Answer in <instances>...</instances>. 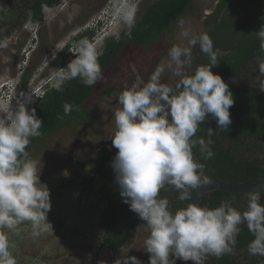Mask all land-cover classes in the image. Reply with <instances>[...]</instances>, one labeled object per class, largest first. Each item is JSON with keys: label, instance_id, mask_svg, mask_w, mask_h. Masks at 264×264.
Returning <instances> with one entry per match:
<instances>
[{"label": "clouds", "instance_id": "9594fccd", "mask_svg": "<svg viewBox=\"0 0 264 264\" xmlns=\"http://www.w3.org/2000/svg\"><path fill=\"white\" fill-rule=\"evenodd\" d=\"M121 1L116 6H124L119 17L131 25L135 3L141 0L127 3L123 0V4ZM61 4L43 5L41 12L44 14L43 9L47 8L57 11ZM116 17V10L112 9L104 23L97 21L96 24L107 26ZM41 23L28 17L23 30L31 34ZM122 32L116 35L99 32L98 35L106 38L105 45ZM181 35L188 38L190 32L184 30ZM257 35L264 41V30L257 31ZM91 43L82 41L75 46L72 53L75 58L66 67L55 69L49 78H42L35 85V74L29 76L26 69L27 57L21 61L26 63L25 68H18L15 76L6 77L0 83V105L7 107L0 111V229H15L30 223L34 237L52 232L47 220L50 192L40 181L42 163L31 159L27 152L31 138L40 136L43 126L34 107L48 90L54 87L56 91H63L64 84L70 80L79 78L83 85L90 87L102 79L99 64L102 52ZM188 44L190 47L173 45L167 53V64L158 67L142 88L133 86L119 94L120 108L114 113L116 130L111 138L112 146L118 150L111 162L115 183L123 202L150 229L144 241L148 264H175L177 259L207 264L209 256L219 258L232 251L241 225H246L254 237L248 245L249 253L264 256V204L260 203L258 192L245 194L247 207L243 211L230 200L222 201L214 209L194 202L192 192L211 184L212 180L205 175L204 165L194 158L193 149L198 145L205 160L214 155L213 141L194 139L195 134L208 117L215 119L217 128L228 129L229 109L234 99L229 85L211 71L218 60L210 36L205 33L192 37ZM27 45L28 53L33 55L39 45L36 35L28 39ZM197 45L208 56L209 63L199 65L188 75L186 70L192 65L191 47ZM56 56L42 66L46 64L45 68H50ZM259 67V72L264 74V61ZM165 70L181 77L174 87L160 82ZM73 110L72 105H64L65 115ZM162 190L178 191L180 201L191 199L193 202L173 211L169 199L160 195ZM0 264H17L4 231H0ZM115 264L142 262L134 256H124Z\"/></svg>", "mask_w": 264, "mask_h": 264}, {"label": "rangeland", "instance_id": "374dc122", "mask_svg": "<svg viewBox=\"0 0 264 264\" xmlns=\"http://www.w3.org/2000/svg\"><path fill=\"white\" fill-rule=\"evenodd\" d=\"M29 1L15 0L10 3L0 0V83L6 77L15 76L18 68H25L26 63L21 61L26 57L29 58L26 67L28 75L35 74L33 85L42 78H49L53 68H45V65L53 60L52 57L62 50L67 41L87 28L96 29V37L91 44L101 51L106 38L98 35L99 32L116 35L128 30L145 6L154 0L135 3L131 25L127 20L120 19L124 6L116 8L118 0H63L57 11L43 9V21L31 34L22 26L29 17L23 15ZM217 1L193 0L194 15L181 18L171 33L161 35L143 47H125L96 87V95L90 103L88 123L81 126L73 122L60 131L46 135L31 148L29 157L38 163L41 161L40 181L50 192L51 208L47 220L52 225V232L34 237L30 223H23L15 229H0L9 238L10 251L17 264H115L117 259L124 256L141 258L144 264L148 263L149 254L145 252L144 241L150 229L145 223L138 224L135 237L127 241L117 255L111 254L103 245L98 216L105 208V202L99 195L104 180L92 185L84 184L91 165L88 163L80 167L73 159L79 162L94 159L100 147H106L110 152L117 150L112 146L111 138L116 130L114 113L120 108L119 94L133 86L140 88L148 83L157 68L167 64V53L173 45L190 47V38L208 34L212 21L208 24L205 21L211 18ZM112 9L116 10L118 17L104 27L96 24L97 21L104 23ZM184 30L190 32L188 38L181 35ZM35 35L39 45L32 55L28 53L27 41ZM193 52L199 57L202 55L199 45L191 47ZM198 59L192 58L191 68L186 73L199 66ZM43 62L46 63L44 66ZM179 79L181 77H175L165 70L160 82L171 86ZM109 87L115 90L107 91ZM6 108L5 104L0 105V111ZM69 157L73 159L69 161ZM54 191L59 195H53ZM175 264H183V261L177 259Z\"/></svg>", "mask_w": 264, "mask_h": 264}, {"label": "trees", "instance_id": "16d2710c", "mask_svg": "<svg viewBox=\"0 0 264 264\" xmlns=\"http://www.w3.org/2000/svg\"><path fill=\"white\" fill-rule=\"evenodd\" d=\"M61 2L62 0H36L30 6V10L24 14V17L29 15V19L41 23L43 21L42 6H54ZM261 2H264V0L217 1L211 18L209 17L205 21L207 24L212 21L213 24V27H209L207 34L212 39L214 50L217 52L218 64L211 68L213 74H217L220 77L234 74L236 69L244 65L249 59L251 53L257 49L258 44L262 43V40L257 35V31L262 30L264 26V10L262 11L264 8L259 5ZM192 3L193 0H154L148 3L142 14L137 17L128 30L123 31L117 39L108 40L103 46L102 55L99 57L102 76L128 45L139 47L149 45L158 39L159 36L171 33L181 18L188 14L194 15ZM95 34L96 29L87 28L74 35L58 52L50 68H53L54 71L57 68L66 67L75 58L72 54V49L82 41L91 43ZM229 42L235 43V46H230ZM224 51H229V53L222 54ZM202 54L203 56L199 57V54L193 52V60L197 57L205 58L203 64L209 63L208 56L203 52ZM198 60L201 62L200 59ZM192 72L194 71H189L187 74L191 75ZM178 81L171 86L174 87ZM99 82L100 80L89 87L83 85L77 78L66 82L63 86V91H56L54 87L48 90L35 104L36 116L42 121L43 126L40 129L41 135L31 138L27 152L30 154L32 152L31 148L46 135L60 131L73 122L85 126L89 120L90 103L96 95V87ZM228 85L234 99V104L229 109L231 124L228 129L217 128L215 119L208 117L199 125V130L195 134L194 139H211L212 137L209 135L211 128L213 131L217 129L226 131L229 135V141L234 145H237L236 141L239 140V137H230V131H237L244 135L245 138L253 137L264 143L263 94L254 88H248L244 84L237 88L230 81ZM106 90L113 91L115 88L109 87ZM65 104L73 106L74 110L69 115L64 113ZM195 148L198 161H214L212 158L205 160L199 151V146L197 145ZM211 149L214 153L213 156L219 154V149L215 147L214 142L211 145ZM117 151L110 152L106 147H100L94 159L88 158L84 162H79L73 157H69V161L73 159L74 163L80 167H84L88 163L91 165L88 169L89 176L83 181L84 184L92 185L104 180L99 190V195L105 202V208L98 216V227L101 232L103 245L113 255H117L124 244L135 237L138 224L144 223L138 214L132 212L128 204L123 202L119 194V188L115 183V174L111 167V162ZM222 162H226V159H223ZM259 164L260 161L258 160L245 161L244 174L233 180L240 182L257 181V175H261V179H263L264 168L259 166ZM252 171H256V173H253L254 179L249 178V175L252 174L249 172ZM53 195L57 196L59 194L54 191ZM186 206L181 204L179 209ZM242 235L240 245L254 239L247 228L242 232ZM138 260L144 264L141 258H138ZM183 264H186V262L183 261Z\"/></svg>", "mask_w": 264, "mask_h": 264}, {"label": "flooded vegetation", "instance_id": "af4514ba", "mask_svg": "<svg viewBox=\"0 0 264 264\" xmlns=\"http://www.w3.org/2000/svg\"><path fill=\"white\" fill-rule=\"evenodd\" d=\"M10 3L15 2V0H7ZM36 0H30L27 4L28 12L30 6ZM259 5L264 8V2H261ZM264 9H262L263 11ZM24 15V14H23ZM23 17V16H22ZM23 25V24H22ZM213 27V24L212 26ZM264 30V26L262 27ZM230 46H235V43L229 42ZM264 41L258 44L257 49H255L249 59L236 69L235 73L232 75H222V80L228 84L232 82L237 88L241 84L246 85L248 88H254L259 93H262L264 96V91H261L260 87L264 88V74L260 73V63L264 61V47H262ZM229 53V51H224L222 54ZM231 52V51H230ZM35 54V53H34ZM203 56V54H202ZM205 59V58H204ZM203 58H200L199 65H202L204 62ZM230 137L238 138L236 141L237 145H234L229 141V135L226 131L217 129L215 131L211 130V140L214 142L215 147L219 149V154L212 157L214 161L211 162H202L198 161L196 157V148L193 149L194 158L204 165V173L209 176L212 182H240L234 181L233 179L238 178V176L244 174V164L245 161H260L259 166L264 168V143L258 141L253 137L245 138L244 135L238 133L237 131H230ZM223 159H226V162H222ZM244 161V162H241ZM250 171V169H248ZM247 173V172H246ZM252 173L249 175L250 179H254V174L256 171L249 172ZM261 175H257V181L261 180ZM257 181H250L257 182ZM198 189L194 190L196 192ZM220 192V193H217ZM260 194V203L264 204V191L258 192ZM246 193H229L216 191L210 194L204 195L199 205L201 207L216 208L220 205L222 201L230 200L234 207L243 211L247 207V201L244 198ZM161 196H166L170 201V207L172 210H178L179 206L182 204L186 206L189 203H192V200L180 201L178 199L180 192L177 191H164L160 193ZM246 225H241V232L237 237L236 244L233 247L230 253L223 254L222 260L227 264H264V256L251 255L248 251V245L252 240H248L243 245L241 243L242 232L246 230ZM148 264V263H146ZM186 264H191V262H186ZM207 264H222L219 260L214 258V256H209L207 258Z\"/></svg>", "mask_w": 264, "mask_h": 264}, {"label": "water", "instance_id": "95a60500", "mask_svg": "<svg viewBox=\"0 0 264 264\" xmlns=\"http://www.w3.org/2000/svg\"><path fill=\"white\" fill-rule=\"evenodd\" d=\"M221 191L229 193H251V192H263L264 191V178L257 182H212L209 185L202 186L196 192H192L194 202H200L201 198L212 192ZM173 192V191H172ZM193 202V200H192ZM222 264H227L222 257H215Z\"/></svg>", "mask_w": 264, "mask_h": 264}]
</instances>
